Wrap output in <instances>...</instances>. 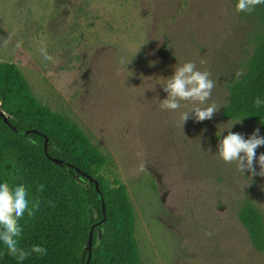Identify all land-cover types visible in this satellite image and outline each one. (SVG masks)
Listing matches in <instances>:
<instances>
[{"label":"rangeland","instance_id":"obj_1","mask_svg":"<svg viewBox=\"0 0 264 264\" xmlns=\"http://www.w3.org/2000/svg\"><path fill=\"white\" fill-rule=\"evenodd\" d=\"M235 4L0 0V62L16 64L41 103L109 155L110 175L126 185L134 210L141 264H264L237 219L244 199L264 216V176L242 174L215 153L232 123L246 139L256 129L264 137L257 123L221 114L256 30L254 14L237 13ZM189 61L211 73L209 103L221 106L182 127L180 113L191 105L161 110L167 93L158 81ZM261 153L264 145L257 159Z\"/></svg>","mask_w":264,"mask_h":264},{"label":"trees","instance_id":"obj_2","mask_svg":"<svg viewBox=\"0 0 264 264\" xmlns=\"http://www.w3.org/2000/svg\"><path fill=\"white\" fill-rule=\"evenodd\" d=\"M252 13L256 30L251 54L243 75L228 83L221 114L251 120L264 132V105L254 104L257 97L264 100V5ZM0 112L15 128L0 115V182L24 185L30 202H40L33 216L25 214L20 221L19 246L40 245L47 250L43 256L33 252L18 261L0 242V264H86L90 229L88 264H141L134 210L126 185L110 175L109 155L76 123L41 103L21 70L8 61L0 62ZM237 219L252 248L264 251L260 209L244 199Z\"/></svg>","mask_w":264,"mask_h":264},{"label":"clouds","instance_id":"obj_3","mask_svg":"<svg viewBox=\"0 0 264 264\" xmlns=\"http://www.w3.org/2000/svg\"><path fill=\"white\" fill-rule=\"evenodd\" d=\"M258 5H264V0H236L235 11L237 13H251ZM9 41H4L7 45ZM19 46V45H17ZM41 54L45 60H52L47 53L46 47H41ZM126 65L130 60L121 59ZM205 63V61H201ZM243 75V70L238 69L234 76L239 79ZM208 70H199L195 62H185L181 66L174 68V73L158 83L163 91L167 93L166 98L160 100L161 110L176 111L181 108L182 103L190 104L187 111L180 113V120L183 127L189 118L195 121L211 119L221 105L215 102L209 103L215 81L210 78ZM154 89V87H152ZM254 104L259 107L264 105V100L257 97ZM239 121V120H238ZM237 122V121H236ZM233 123L225 128L229 131L227 135L219 140L216 154L226 164H235L236 170L242 174L248 171L252 175L264 176V153L257 159L256 149L264 145V137L259 135V129L246 139L241 133L232 132ZM224 128L219 131L220 136ZM254 161L259 164V172L254 167ZM43 185L40 186V191ZM39 200L30 202L29 195L24 185H11L9 182H0V242L6 247L7 254L15 257L18 261H24L33 252L43 256L46 248L40 245H33L30 249L19 246L23 228L20 221L25 217L33 216L39 208ZM211 235V233H206Z\"/></svg>","mask_w":264,"mask_h":264},{"label":"water","instance_id":"obj_4","mask_svg":"<svg viewBox=\"0 0 264 264\" xmlns=\"http://www.w3.org/2000/svg\"><path fill=\"white\" fill-rule=\"evenodd\" d=\"M0 115H2L3 117V121L5 123H7L8 125H10L13 129H15L8 121V117L3 113V112H0ZM23 132V131H22ZM48 143V140L47 138L45 139V142H44V151H46V145ZM54 161H58V162H61L62 160L58 159V158H55V157H51ZM104 207H102L103 209ZM101 221H104V219H102ZM91 245H92V234H91V229L89 231V237H88V249H89V252H88V256H87V261H86V264L89 263V259H90V250H91Z\"/></svg>","mask_w":264,"mask_h":264}]
</instances>
